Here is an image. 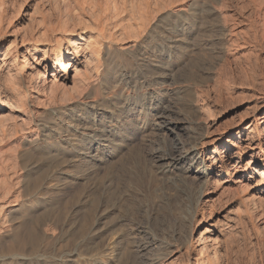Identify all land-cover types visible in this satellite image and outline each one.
<instances>
[{"label": "bare ground", "instance_id": "obj_1", "mask_svg": "<svg viewBox=\"0 0 264 264\" xmlns=\"http://www.w3.org/2000/svg\"><path fill=\"white\" fill-rule=\"evenodd\" d=\"M189 1L164 5L163 8L168 9L162 8L163 12L159 11L152 19L145 10H139L134 18L128 15L130 18L121 19L113 26L114 30L120 31L116 37L110 33L109 21L120 15L122 18V14H127V8L123 4L124 9L120 12L110 1L100 8V13L94 9L98 16L97 19L94 17L95 29L87 27L94 34L89 38L81 33L71 40V35L60 30V26L58 31L50 30L56 26H46L44 19L38 26L41 31L37 27L38 32L35 35H32L35 31L32 32L29 38L19 37L14 32L10 34L13 41L4 53H0V118L8 108L28 116L31 127L40 133L38 138H24L18 154V166L24 171L16 198L17 208L14 209L18 219L1 238L0 264H104L101 258L107 251L116 264H148L155 259L150 251L159 233L187 235L182 215L193 222L192 227L189 226L192 235L197 236L194 248L190 240L194 264H216L217 252L224 241L222 231L215 230V225L211 224L204 234L196 233L197 195L193 191L203 180L201 169L211 171L214 166L203 168L205 165L199 161L191 165L195 160V142L205 134L202 122L195 119L196 101L191 100L190 93L212 64L207 47L218 41L211 35L221 33V30L214 24L215 11L209 8L182 16L183 5ZM143 3L149 10V0ZM154 4L158 6L156 2ZM78 7L84 9L83 5V8L79 4ZM178 24L185 31L178 35L179 41L172 49L168 69L176 67L188 53L198 55L194 78H187L189 81L178 90V98H168L163 93L156 100L142 93L136 100H115L110 117L105 111L109 103L104 101L98 104L102 107L100 112L83 103L68 101L58 107L54 103L51 106L46 100L33 110L29 108L32 106L30 101L26 100L28 94L22 92L18 96L20 90L9 77L11 68L18 62L32 59L35 64L21 66L28 70L25 75L28 81L34 82V88L41 92L48 88L59 91L58 82L69 80L76 66L84 62L87 49L97 58L101 47H106L108 52L102 58L107 70L114 71L120 86L135 93L168 78L167 69L153 68L151 60L161 54L155 50V45L168 38L171 27ZM115 44L121 46L117 48ZM126 58L130 65L124 63ZM37 62H44L42 72L36 68L39 67ZM50 69L60 70L61 75L55 72L50 75ZM49 75L50 80H46ZM73 85L78 88L72 80ZM92 91L88 88L86 94ZM10 93L15 95L13 107L3 99ZM135 110L143 118L139 123L128 120ZM260 110L263 114L257 120L264 121V97L260 101ZM151 112L152 115L145 119ZM94 116L96 121L91 119ZM162 133L166 134L167 150L164 152L156 147L157 137ZM234 154L250 156L243 175L253 179L258 173L261 187L256 191L264 195V137L257 140L248 137ZM257 166L261 168L256 170ZM221 175L229 176L223 169ZM207 186L212 189L211 179ZM64 187L72 190L62 199L55 198ZM3 224L0 218V228ZM170 247L157 249L161 254L155 257L167 260L179 249L177 245L175 249Z\"/></svg>", "mask_w": 264, "mask_h": 264}, {"label": "rangeland", "instance_id": "obj_2", "mask_svg": "<svg viewBox=\"0 0 264 264\" xmlns=\"http://www.w3.org/2000/svg\"><path fill=\"white\" fill-rule=\"evenodd\" d=\"M109 1L115 3L116 7L120 8H118L120 12L124 9L123 4L127 8V14H122V18L120 15L118 18H114V21H109L111 23L110 33L116 37L120 31L114 30L113 26L119 24L121 19L136 17L139 10L148 11L149 19H152L153 16L156 17L155 15L159 14V11L163 12L168 9L166 7L171 6V3L181 0H149V4H151L149 10L143 3L144 0H79L78 2L77 0H0V5L2 4L1 30H5L1 31L5 34L0 32V53H4L13 41L10 34L14 32L19 37L29 38L32 32L35 31L32 34L35 35L39 29L41 31V26H38L43 19L46 26L52 25V28L56 26L50 30L58 31L60 26V30L71 35V40L81 33L86 34V38L92 37L94 34L90 32V29H95L93 23L97 19V14L100 13V8L103 9L105 7L103 5ZM158 1L159 3H157ZM189 2L183 5L182 16H187L188 12L190 14L194 11L197 13L200 9L209 8L215 11L214 24L221 30V33L211 35L218 41L212 44L213 46L207 47L211 53L212 64H210L209 70L201 75L199 82L190 93L191 100L196 101L197 115L195 119L202 122L201 128L205 134V137L203 136L195 142L197 145L195 160L191 165L199 161L205 165L203 168L209 167V165L214 166L211 171L201 169L203 180L199 181V188L197 187L198 189L195 188L193 191L197 195V198L195 197L197 199L196 233L197 235L204 234L205 229H210L211 224L215 225V230L222 231L224 241L222 240V246L217 252L216 264H264V195L256 191L261 187L259 174L257 173L256 176L255 173L253 179L244 177L242 171L245 169L246 161H250V156L240 155L238 157L237 154H234L239 152L241 144L248 137H253L255 140L264 137V121L257 120L263 114V111L260 110V101L264 97V0H191ZM78 4L80 7L83 5L84 9L79 8ZM189 4H192L191 8L188 7ZM164 5L167 6L163 8ZM162 8L163 10H161ZM124 15L125 18H123ZM128 15L130 17H127ZM226 17L227 19H225ZM82 24L83 26H81ZM84 30L87 31L83 32ZM170 31L168 38L161 39L162 43L155 45V50L161 53L159 58L151 60L153 68L167 69L168 78L159 80L158 85L151 84L152 86L135 93L120 86L116 81L114 71L107 70L102 58L105 52H108L106 47L103 49L101 47L100 55L97 58L87 49L88 54L84 62L80 66H76L75 73H71L69 80L58 82L60 84L59 91L48 88L45 92H41L34 88V82L28 81L25 76L28 70L21 66L32 64V59L28 62H18L15 67L11 68L9 77L20 90L18 96H21L22 92L28 94L26 100L30 101L32 106L29 108L33 110L37 109L42 100H46L51 106L57 105L58 107L63 106L64 103L67 104L68 101L83 103L93 106L96 112H100L102 107H98V104L104 101L109 103L105 111L106 116L110 117L114 110L112 105L114 106L115 100H136V97L142 93H146L156 100L163 93L168 98L169 96L178 98L180 97L179 88L185 85L191 77L194 78L195 61L198 55L195 57L196 52H192L193 55L192 53L184 55L179 64L169 70L173 56L172 49L179 41L178 35L185 30L182 25L178 24L171 27ZM223 33L225 36L222 35ZM49 36L51 35L49 34ZM228 40L231 42L229 43ZM120 46L121 44L114 45L117 48ZM128 62L130 61L127 58L124 59V63L130 65L131 62ZM43 63L39 62V67L37 65L36 68L41 71ZM52 72L58 76L61 75L58 69H50L49 74L51 75ZM50 75L46 80H50ZM36 76L37 73L33 78L36 79ZM72 80L75 85H78V88L75 89V86H72ZM63 88L67 91H64ZM88 88L93 90L89 95L86 94ZM37 92H41V94L38 95ZM30 96L31 98H29ZM150 97L149 99H151ZM14 98L15 95L10 93L6 94L3 99L13 107ZM2 115L0 118V218L4 224L0 228V256L2 255L1 248L3 249L1 238L9 233L18 219L14 209L17 208V193L21 190L20 185H22L24 176L22 173L24 171L20 170L21 167L17 162L18 154L22 150V141L24 138H38L40 133L39 130H34L31 127L28 116H24V114L12 112L7 108ZM151 115L152 112L147 114L145 119ZM91 119L96 121V116ZM140 119L143 118L142 115H138L137 110L128 117V120L135 123L141 122ZM181 133L183 135L182 131H180ZM165 138V133L159 134L157 137L158 145L156 147L161 152L167 150ZM260 168L261 166H257L256 170ZM222 169L229 176H220ZM210 179L213 184L212 189H208L207 186ZM19 180L21 181L19 182ZM70 190L72 188L64 187L54 197L62 199ZM209 191L213 192L208 194ZM181 219L188 229L187 235L159 233L157 235L159 242L154 240L150 251L157 256L163 246L169 245L171 249H175L177 245L179 252L177 251L167 260H159L160 257L154 256L155 259L148 264H194L195 255L190 250V240L193 242L194 248L197 239V236H193L191 233L190 226L192 227L193 222L186 215H182ZM161 241H163V245L160 246ZM165 243L169 244L165 245ZM109 253L110 251H107L101 258L104 264H116L112 260L113 256H109ZM84 261L85 259L82 260V262Z\"/></svg>", "mask_w": 264, "mask_h": 264}]
</instances>
